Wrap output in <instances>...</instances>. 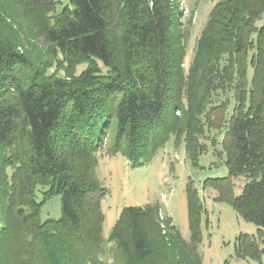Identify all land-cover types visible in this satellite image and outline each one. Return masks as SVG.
Masks as SVG:
<instances>
[{"label": "trees", "instance_id": "obj_1", "mask_svg": "<svg viewBox=\"0 0 264 264\" xmlns=\"http://www.w3.org/2000/svg\"><path fill=\"white\" fill-rule=\"evenodd\" d=\"M57 6L0 0V264H107L108 244L111 264H201L190 185L188 241L170 222L163 234L151 205L124 208L104 237L97 155L112 130L110 155L145 164L174 139L198 166L211 112L227 109L211 106L219 92L236 103L223 141L228 176L203 184L264 238V0H219L187 71L190 32L173 0H70L54 17ZM18 24L27 36L38 30L53 63L24 49ZM53 66L66 76L48 74ZM54 196L62 217L43 220ZM237 253L264 264L255 236L241 235Z\"/></svg>", "mask_w": 264, "mask_h": 264}, {"label": "rangeland", "instance_id": "obj_2", "mask_svg": "<svg viewBox=\"0 0 264 264\" xmlns=\"http://www.w3.org/2000/svg\"><path fill=\"white\" fill-rule=\"evenodd\" d=\"M57 11L53 15L70 6V0H57ZM182 14L185 29L190 32L187 42V56L184 62L185 71L188 70L193 57L197 42L208 22L209 15L219 0H173ZM113 24H118L114 19ZM54 23V22H53ZM14 30L21 36L26 37L24 49L32 52L38 59L53 63L47 58V48L43 45V37L38 30L31 36L25 35L23 24H18ZM42 50V51H41ZM49 60V61H48ZM52 60V61H51ZM103 74L107 69L100 64ZM87 65L77 67L75 74L79 76ZM67 68H64L66 70ZM57 70L53 66L50 75L66 76V71ZM250 77L252 70H250ZM228 101L225 111H212L211 118L205 125L204 136L200 144L205 147V152L199 156L198 166H194L188 158L185 144L179 148L172 139L154 159L145 161V164L132 163L122 154L110 155L108 149L112 144V130L108 133V139L102 143V149L98 153L97 175L101 185L108 190V194L102 201V210L105 215L103 234L107 239L111 230L120 217L124 208L140 207L148 205L158 207V218L161 223L163 234L168 232L166 222L175 225L185 240L191 236L188 185L198 192L200 199V239L198 253L201 264H258L249 258H242L237 253L238 238L247 234L255 236L261 248L264 247V238L257 237L258 228L245 221L230 204L218 201V193L212 188H206L204 181L207 179L224 178L228 176L225 166V154L223 141L229 126V120L233 115L236 105L233 92H219L214 97L211 106L220 105ZM235 194L240 195L247 183L246 178L233 180ZM41 199V196H40ZM62 217L61 196H54L44 205L42 219H60ZM113 244H108L107 252L102 254L101 259L111 264L112 253L108 250Z\"/></svg>", "mask_w": 264, "mask_h": 264}]
</instances>
